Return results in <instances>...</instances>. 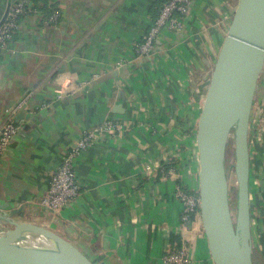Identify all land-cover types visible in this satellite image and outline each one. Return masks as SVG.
Wrapping results in <instances>:
<instances>
[{
	"label": "crops",
	"instance_id": "obj_1",
	"mask_svg": "<svg viewBox=\"0 0 264 264\" xmlns=\"http://www.w3.org/2000/svg\"><path fill=\"white\" fill-rule=\"evenodd\" d=\"M16 0H0V20ZM156 0H49L20 18L0 51V122L22 98L24 120L0 162V204L72 242L94 264H165L184 249L213 264L201 223L182 225L179 181L198 188L196 127L207 79L237 0H192L182 30L135 53ZM65 75L81 88L63 93ZM264 71L250 118L253 249L264 264ZM119 109L116 110V109ZM106 125V126H104ZM104 126L99 131V127ZM95 130L97 132L95 133ZM94 133L74 162L79 195L55 215L41 206L63 154Z\"/></svg>",
	"mask_w": 264,
	"mask_h": 264
},
{
	"label": "water",
	"instance_id": "obj_2",
	"mask_svg": "<svg viewBox=\"0 0 264 264\" xmlns=\"http://www.w3.org/2000/svg\"><path fill=\"white\" fill-rule=\"evenodd\" d=\"M8 12L6 9L0 25ZM264 71V0H237L208 78L195 142L199 214L213 264H254L249 202L250 118ZM116 110L119 111L117 108ZM233 141L236 213L229 198L226 155ZM0 204V264H94L46 227L16 220Z\"/></svg>",
	"mask_w": 264,
	"mask_h": 264
},
{
	"label": "built area",
	"instance_id": "obj_3",
	"mask_svg": "<svg viewBox=\"0 0 264 264\" xmlns=\"http://www.w3.org/2000/svg\"><path fill=\"white\" fill-rule=\"evenodd\" d=\"M192 0H166L159 10L157 18L151 24L148 32L141 36L136 46L135 53L139 57H148L157 37L164 34H176L184 26L189 14ZM31 9L30 0H16L8 7L7 15L0 25V51L12 43L14 32L19 20L26 10ZM63 93H74L81 88L72 78L60 75L56 79ZM264 103V102H263ZM27 104V97L22 98L12 109L5 110L0 122V162L11 140L21 129L24 120L17 119L16 114ZM106 126V125H104ZM104 126L99 127V131ZM97 130H95V133ZM94 133H84L66 151L51 176V180L43 195L40 204L51 213L57 215L70 201L75 199L80 192L79 184L74 171L75 159L89 146ZM175 197L182 206L180 220L182 225L191 228L195 222L200 223L198 190L187 189L182 185L177 186ZM7 225L0 222V230H5ZM165 264H190V259L184 249L171 251L164 257Z\"/></svg>",
	"mask_w": 264,
	"mask_h": 264
},
{
	"label": "rangeland",
	"instance_id": "obj_4",
	"mask_svg": "<svg viewBox=\"0 0 264 264\" xmlns=\"http://www.w3.org/2000/svg\"><path fill=\"white\" fill-rule=\"evenodd\" d=\"M209 75H210V73H209ZM207 84H208V79H207ZM206 89H207V87H206ZM205 92H206V90H205ZM225 162H226V171L228 174V178H230V180H232V183L230 184V187H229V198H230V203H231L232 214H233V217H235V213H236V183H235V178H234V172L232 169V166L234 164L232 138L230 139V142L228 145V150H227ZM256 264H261L260 261L258 260V257L256 260Z\"/></svg>",
	"mask_w": 264,
	"mask_h": 264
},
{
	"label": "trees",
	"instance_id": "obj_5",
	"mask_svg": "<svg viewBox=\"0 0 264 264\" xmlns=\"http://www.w3.org/2000/svg\"><path fill=\"white\" fill-rule=\"evenodd\" d=\"M31 1V9L36 7L37 3L39 1H43L44 3V7H43V16L45 19H47L50 15H52L53 12H55L57 10V6L52 4V5H48L49 3V0H30ZM166 2V0H156L155 3H154V6H156L157 8V14L154 16V20L157 18L158 16V13H159V10L162 6V4ZM28 13V10H26L25 14ZM23 14L21 16V18L25 15ZM153 20V21H154ZM178 186L181 185L180 182L178 181L177 182ZM256 260H257V252L253 249V261H254V264H256Z\"/></svg>",
	"mask_w": 264,
	"mask_h": 264
},
{
	"label": "bare ground",
	"instance_id": "obj_6",
	"mask_svg": "<svg viewBox=\"0 0 264 264\" xmlns=\"http://www.w3.org/2000/svg\"><path fill=\"white\" fill-rule=\"evenodd\" d=\"M232 183V180H230V178H229V184H231Z\"/></svg>",
	"mask_w": 264,
	"mask_h": 264
}]
</instances>
